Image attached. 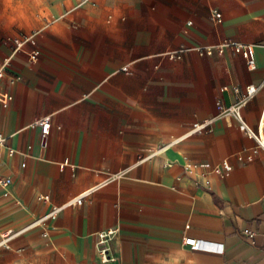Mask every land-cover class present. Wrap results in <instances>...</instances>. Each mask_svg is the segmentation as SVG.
Returning <instances> with one entry per match:
<instances>
[{
	"label": "crops",
	"instance_id": "0c3cea01",
	"mask_svg": "<svg viewBox=\"0 0 264 264\" xmlns=\"http://www.w3.org/2000/svg\"><path fill=\"white\" fill-rule=\"evenodd\" d=\"M7 1L13 14L0 24V63L10 57L9 72L21 80L6 84L14 97L0 110L8 136L0 173L13 177L8 196L0 187V240L108 181L65 208L47 237L38 229L0 245V264H264V149L252 162L239 161L235 154L256 141L222 114L253 84L258 91L242 114L252 128L259 125L264 0ZM212 9L221 24L211 21ZM20 35H35L37 61L30 60L34 45L14 49ZM226 39L256 45V68L229 49L166 56ZM43 117L52 123L45 148L41 128L31 126ZM211 118L210 130L189 133ZM224 158L233 170L209 173V188L184 169ZM43 194L50 200H40ZM111 228L119 229L110 242L115 259L103 263L95 234ZM246 228L256 232L253 241ZM187 237L222 251L193 250Z\"/></svg>",
	"mask_w": 264,
	"mask_h": 264
},
{
	"label": "built area",
	"instance_id": "2783aa9c",
	"mask_svg": "<svg viewBox=\"0 0 264 264\" xmlns=\"http://www.w3.org/2000/svg\"><path fill=\"white\" fill-rule=\"evenodd\" d=\"M92 0H79L80 4H85ZM210 19L216 24L222 23V14L215 9L210 11ZM188 26L192 25V22H188ZM11 43L15 45V50L22 49L25 45L31 44L34 45V50L30 53V60L37 61L40 55V49L38 48L35 35H20L11 40ZM227 49L233 51L236 54L242 55L247 63V66L250 69H255L257 66L256 63V45L239 42L232 39L223 40L217 45H208V46H197V45H182L175 50L168 51L166 56L170 60H178L183 57L186 52H197L199 55H212L214 52L224 53ZM10 57L6 58L0 63V110L2 107H6L13 100V94L8 89H6V84H16L21 80L19 74H14L9 72ZM126 69V68H125ZM258 88L256 85H248L245 89V94L241 96L238 101L228 107L223 109L222 114L224 116H231L236 119L239 123L240 129L245 131L247 135L256 141V145L250 149H246L239 153L235 154V157L242 162H252L256 154L264 149V109L262 116L259 121L257 129L252 128L244 119L242 114V108L252 100ZM215 118L207 119L203 122H196L192 125L189 133H200L204 130H210ZM51 118L43 117L34 121L31 126H39L41 128V145L43 148L47 146V137L51 129ZM8 136L0 129V148L5 147L7 144ZM168 145L159 147L158 149H150L145 155L139 157V162H143L147 159L152 158L157 153L165 149ZM17 150L15 148L9 147L8 154L10 156L15 155ZM2 153L0 152V162L2 161ZM25 164H23L24 166ZM185 172L189 175H197L203 185L210 187V180L208 179L209 173H215L222 177L229 176L233 170V165L230 161V158H224L218 163L212 164L210 162H201V163H192L187 162L184 165ZM116 176V175H114ZM108 179H105L99 182L94 187L80 193L77 196L71 197L65 203L61 205H53L52 208L44 215L34 218L30 223L23 226L19 230L9 229L7 230L0 240V245L9 246L8 241L17 235L23 233H31L38 229L42 230V234L47 237L49 235L48 225L50 222L54 221L59 214L67 207L78 206L83 204L86 198L94 191L95 189L103 186L107 183ZM13 183V177L9 174L0 173V187L4 190V195L8 196L10 194L9 188ZM39 199L47 202L50 200L49 194H43L39 196ZM20 204V202H17ZM118 228H111L108 230L99 231L95 234L97 237V247L99 250L100 259L103 263H108L115 258L111 254L110 242L114 236L118 234ZM245 237L253 241L256 236V232L253 229L246 228L243 231ZM184 242L187 245H190L193 250H209V251H222V245L203 239H196L193 237H187L184 239Z\"/></svg>",
	"mask_w": 264,
	"mask_h": 264
},
{
	"label": "rangeland",
	"instance_id": "374dc122",
	"mask_svg": "<svg viewBox=\"0 0 264 264\" xmlns=\"http://www.w3.org/2000/svg\"><path fill=\"white\" fill-rule=\"evenodd\" d=\"M7 0H0V24L8 25L13 14L12 7L8 6Z\"/></svg>",
	"mask_w": 264,
	"mask_h": 264
}]
</instances>
